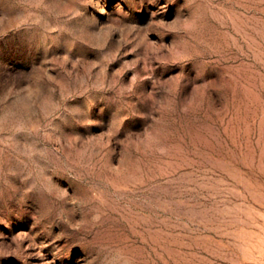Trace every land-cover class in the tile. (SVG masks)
<instances>
[{
	"label": "rangeland",
	"instance_id": "374dc122",
	"mask_svg": "<svg viewBox=\"0 0 264 264\" xmlns=\"http://www.w3.org/2000/svg\"><path fill=\"white\" fill-rule=\"evenodd\" d=\"M0 264H264V0H0Z\"/></svg>",
	"mask_w": 264,
	"mask_h": 264
}]
</instances>
